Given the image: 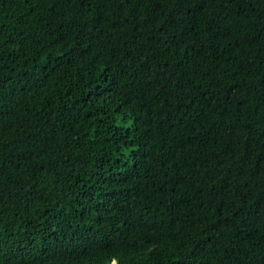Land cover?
I'll return each instance as SVG.
<instances>
[{
	"label": "trees",
	"instance_id": "obj_1",
	"mask_svg": "<svg viewBox=\"0 0 264 264\" xmlns=\"http://www.w3.org/2000/svg\"><path fill=\"white\" fill-rule=\"evenodd\" d=\"M0 264H264V0H0Z\"/></svg>",
	"mask_w": 264,
	"mask_h": 264
},
{
	"label": "snow or ice",
	"instance_id": "obj_2",
	"mask_svg": "<svg viewBox=\"0 0 264 264\" xmlns=\"http://www.w3.org/2000/svg\"><path fill=\"white\" fill-rule=\"evenodd\" d=\"M201 7L203 6V4L201 3V5H200Z\"/></svg>",
	"mask_w": 264,
	"mask_h": 264
}]
</instances>
